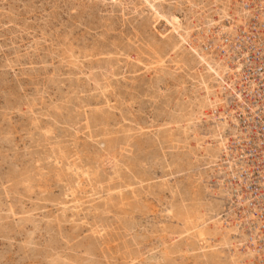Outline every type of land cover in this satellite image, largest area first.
<instances>
[{
	"label": "rangeland",
	"instance_id": "374dc122",
	"mask_svg": "<svg viewBox=\"0 0 264 264\" xmlns=\"http://www.w3.org/2000/svg\"><path fill=\"white\" fill-rule=\"evenodd\" d=\"M235 1L0 0V264H214L186 232V208L227 207L214 121L186 133L189 44L216 61L205 20Z\"/></svg>",
	"mask_w": 264,
	"mask_h": 264
},
{
	"label": "bare ground",
	"instance_id": "6f19581e",
	"mask_svg": "<svg viewBox=\"0 0 264 264\" xmlns=\"http://www.w3.org/2000/svg\"><path fill=\"white\" fill-rule=\"evenodd\" d=\"M247 4L248 7H246ZM234 5L241 8V10L236 8V11L239 9L238 14L236 12L235 15H230L229 10L218 7V10L220 9L218 18L216 20L213 18L205 20L208 24V37L211 38L214 46L219 48L220 55L216 61H212L204 53L198 52L197 47H193L191 43L189 44L190 48L194 49L197 54L198 63L205 66L206 75L198 73L196 79V86L203 91L202 94L193 101L186 100V133L190 129V125L198 120L209 118L214 121V131L210 134L211 138L214 139L211 142L217 144V151L216 153L214 151V155L209 154V164H216L218 167V174L221 175L222 179L218 183L219 190L217 189L216 192L222 195L227 207L224 206L223 214L220 212V209L223 208L222 202L214 205L210 204L209 206L204 204L206 207L204 206L199 210L191 207L186 208V232L192 231L195 242H200V248L208 251L205 256H209L210 253L209 257L214 264H262L264 260V231L261 229L262 222L256 215L259 207L256 201L258 197L261 199V195H264V182H256L262 187L261 189L258 186L259 191L257 194H260L258 197L254 196V191L248 187L254 180L252 177L254 166H260V173L264 176V163H261L264 161V132H261L259 127L252 128L251 125L252 130L242 127V120H240L238 114L241 113L248 117L246 110H249V115L255 119L256 115L260 116L264 113L263 105L248 102L244 96L243 90L248 93L253 91V82L250 83L249 87H243L244 83L242 81V74L248 66L247 34L251 32L253 20H257L256 26L258 29L261 30L264 26V0H236ZM222 19H225V21L222 22ZM215 26L216 28H214ZM186 32V41L188 42L190 32ZM259 42L260 40L253 43L258 44ZM210 81L213 82L211 87ZM214 82L216 83L215 86ZM203 144L206 143L202 142ZM250 145L255 147L256 153L253 151L251 154L248 153L247 148ZM56 150H52L50 156L54 154V157L58 160L61 159V161L68 157L62 153V150L60 151V148ZM77 160L67 162V170L72 171L75 168L78 171L77 174L89 178L88 176L94 168L88 167L87 163L83 165L81 159L80 161ZM58 172L60 173V171ZM25 174L27 175V173ZM26 175L24 179H30ZM262 179L264 180V177ZM189 195H186L187 198ZM218 196L220 197V195ZM197 203L199 204L198 200ZM175 217L179 218V215ZM182 229L184 230V227ZM169 237H172L173 240V236L170 235ZM165 261H168V259Z\"/></svg>",
	"mask_w": 264,
	"mask_h": 264
},
{
	"label": "built area",
	"instance_id": "2783aa9c",
	"mask_svg": "<svg viewBox=\"0 0 264 264\" xmlns=\"http://www.w3.org/2000/svg\"><path fill=\"white\" fill-rule=\"evenodd\" d=\"M248 7V4L246 5ZM256 21L253 20L252 22V28L251 32L247 34V41H248V66L245 68L243 74H242V81H243V87L247 86L249 87L251 82H253V91L247 92L246 90H243L245 98L248 100V102L251 103H260L264 106V26L262 29H258L256 26ZM260 44L253 42L259 41ZM245 89V88H243ZM247 111L248 117H245L244 114H238V117L240 120H242V127L248 128L249 130H252V128L259 127L261 132H264V113H262L260 116L256 115V118H252L249 113V110ZM261 122V123H260ZM252 128H251V126ZM248 153L251 154L253 151L256 153L255 147L253 145L248 146ZM261 163H264L261 162ZM260 166H254V173H253V181L250 185V190L254 191V196L258 197L257 194L259 189L258 186L262 189L261 185L257 184V181H263L262 177H264L260 173ZM261 199L258 197V200L256 201V204L259 206L258 211L256 212V215L261 220V229L264 231V195H261ZM263 206V208H262ZM262 264H264V260L262 261Z\"/></svg>",
	"mask_w": 264,
	"mask_h": 264
}]
</instances>
